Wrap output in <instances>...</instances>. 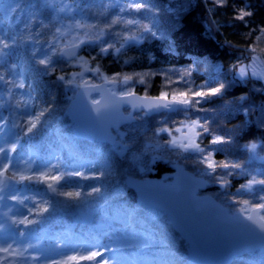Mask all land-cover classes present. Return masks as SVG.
Here are the masks:
<instances>
[{"label": "snow or ice", "instance_id": "obj_1", "mask_svg": "<svg viewBox=\"0 0 264 264\" xmlns=\"http://www.w3.org/2000/svg\"><path fill=\"white\" fill-rule=\"evenodd\" d=\"M217 4L223 6L227 0H215ZM99 8L100 11L89 17L86 13L93 8ZM44 10L53 13L51 21L59 22L60 27L55 28V32L50 41L44 42L34 39L31 35L21 36L15 34L8 36L7 32L0 27V68L7 66L8 70L15 76L19 83L15 84L4 79L0 74V85L8 87V100H5L4 94L0 92V108L5 106L11 108V87L24 88V82L20 77L23 72H16L17 65L7 64V57L12 54V49L22 46L25 40L33 41L31 52L32 62L42 65L43 75L55 72V64L63 62L75 68L78 71H71L56 77L60 86L72 92L73 98L80 101L87 115L92 128L103 134L105 139L113 140L111 131H116L118 136L119 126L126 123L129 126H138L145 128L149 124V118L156 114L165 113L156 119L155 127L145 128V131H151L152 137L145 142L144 152H152L151 162L165 159L161 152L174 154L181 162L190 160L194 165L195 175L185 171L183 167L176 166L175 180L170 184L169 191L174 195L187 194L191 199L197 211L210 212L220 221L230 227L248 229L261 238H264V139L250 140L241 145H237L235 136H240L235 126L225 131L224 135H216L210 128V121L207 118L187 119L180 121L179 126L170 127V121L167 113L181 111L184 115L195 111L204 112V108L196 106L211 101L213 98L222 97L226 90V83L220 77L222 69L219 66L213 68L212 73L217 74L202 85H197L194 90L188 87L189 82L186 76L196 70V62L193 61L190 68L182 71L176 69H163L159 72L144 71L133 72L131 74L117 72L113 75L105 74L101 66L96 63V57H91V61L86 59L79 52L85 45L98 48L97 55L119 56L126 47L139 46L149 37L153 39H167L166 32L160 28L159 20L155 13L157 9L149 0H0V14H3L5 21H10L14 16L24 18V28L27 29L36 20ZM115 10L116 15H110ZM168 12L172 9L168 8ZM77 12L79 19L76 18ZM61 13L71 16L70 22H61ZM143 15L149 23H141L136 19H125L124 15ZM252 13L245 8H240L235 17L244 21ZM94 19L95 23H89ZM50 21V23H51ZM101 21H104L101 23ZM21 22L20 20L17 21ZM41 28L49 27L43 20H39ZM118 24L138 25L135 32L123 33L111 31ZM63 29V31H62ZM83 29V32L79 30ZM260 36L256 39L260 41L264 37V29H259ZM75 35L72 36V33ZM40 35L39 32L36 33ZM72 36L67 43H61L60 38ZM119 37L116 43L109 42L106 38ZM43 44L44 47H39ZM258 44H253L246 50L251 54L258 49ZM264 53V48H259ZM39 54V55H37ZM54 58H56L54 60ZM154 59V57H152ZM251 63L238 61L231 65V73L234 82L245 83L249 79L264 81V62L258 64L257 58L249 55ZM130 61L125 60V64ZM31 71V70H30ZM169 72H176L179 79L172 80L168 77ZM162 75L166 83L164 90L158 95L152 96L148 93V80L156 75ZM91 75L100 83H91L86 76ZM35 83V79H33ZM183 83L184 88L179 87ZM144 85V94L140 95L134 86ZM176 85V88H172ZM39 90L33 87L27 96L29 99L24 107L28 112V122L26 132L21 131L24 127L13 123L11 129L16 131H7L8 122L0 115V264H125V254L133 253L132 250H146L158 247L162 251L151 255H132L127 258V264H176L171 244H164L159 238L157 232L152 227L145 228L142 238L135 234L129 238H121L119 235H109L103 232L89 233L86 237L69 236L66 233L51 234L47 236H38L34 228L41 220L29 219L25 215L22 219L15 216L9 217L4 211V202L7 200L17 201L24 205V197L21 199L18 191L31 190V183L40 184L43 181H52L47 184V189L58 197L68 198V204L79 205L91 203L94 199L100 198L104 194L102 190L107 179L113 175L112 164L108 160L94 159L90 156L80 153L68 155L66 161H61L58 155H52L51 159L37 157L30 153V163L35 162V167L31 169L32 175H24L17 171L20 160L13 156L17 152V146L21 144L22 137L35 136L45 124L48 123L47 115L55 110V96H49V101L38 103L37 97L33 93ZM93 94L95 97L93 98ZM240 103L234 107L228 102V107L224 111L225 116L237 117V113H244L245 120L243 126L254 125L256 128H264V110L255 120L249 119L250 108L244 107L243 102L247 99L245 95L235 98ZM19 103V102H17ZM122 109L127 110L124 115ZM137 121L141 122L137 124ZM243 132V129H241ZM246 133V132H245ZM244 133V134H245ZM178 134V135H177ZM207 134L211 137L208 140V148L201 146V138ZM166 137V139H164ZM163 140V142H161ZM118 155L123 156L131 151L127 143H116L113 141ZM230 148H236L240 155L236 159L217 160V153L224 152L225 156ZM143 153L132 152L131 160L139 163ZM243 157V159H240ZM15 160V163H13ZM52 160L58 161L52 164ZM9 165L13 166V171L7 179H3L8 171ZM63 165V167H61ZM55 169L56 175H49V171ZM140 172H144L141 165ZM90 173L89 175H86ZM218 172L223 175H217ZM98 173V174H97ZM179 173V179L176 174ZM243 177L246 183H241L234 193L230 192L229 176ZM100 181L101 186L87 185L82 181ZM20 182H28L23 188H17ZM136 180L128 179L125 186H130L133 190L136 188ZM215 185L225 193L223 203H217L215 199L207 196L195 195L203 190L206 185ZM73 191H58V188L73 186ZM90 188V191L85 190ZM248 197V198H244ZM138 201L129 204L127 215L135 219L137 215H142L140 209L136 207ZM43 205L37 207L33 203L35 215L40 217L42 213H48L49 208ZM28 214L32 215L33 210L29 209ZM24 226L21 228V226ZM139 227V225H136ZM45 241H47L45 243ZM250 249H245L248 251Z\"/></svg>", "mask_w": 264, "mask_h": 264}, {"label": "trees", "instance_id": "obj_2", "mask_svg": "<svg viewBox=\"0 0 264 264\" xmlns=\"http://www.w3.org/2000/svg\"><path fill=\"white\" fill-rule=\"evenodd\" d=\"M149 2L157 9L155 15L159 20V26L167 35V39L159 40L149 37L145 42L139 46L126 47L119 56L109 54L107 56H99L98 48L85 45L81 48L79 54L91 61V57H96L95 61H91L94 65L98 63L102 71L107 75H113L117 72L131 74L133 72L156 71L163 69L183 70L190 68L193 61L196 62V70H193L190 75L186 76L189 82L188 87L196 89L197 85H202L205 80L217 74L212 73L214 67L219 66L222 69L220 77L226 83V90L222 97L213 98L211 101L202 103L196 106L197 108H204L206 111H193L187 116L181 111L174 113H167L170 121V127H175L180 121L185 119L207 118L210 121V128L216 135H224L225 131L235 126L240 136H235L237 145H241L250 140L264 139V128H256L254 125H249L246 128L243 126L245 120L244 113H237V117H231L229 114L225 116L224 111L227 109L228 102L234 107L240 102L236 97L245 95L247 99L243 102V106L250 108L248 118L255 120L261 115V110H264V81H257L249 79L245 83L234 82L231 73V65L242 61L243 63H250L249 55L259 57V60L264 62V53L259 51V48H264V37L257 41L260 36L259 29H264V0H227V3L221 6L215 0H149ZM27 3V0H25ZM172 11L168 12L167 9ZM240 8H245L250 11L252 15L246 17L244 21H240L235 17ZM100 9L93 8L86 14L92 17L98 13ZM119 14L113 10L110 15ZM125 19L140 20L141 23H149V20L144 19L143 15H128L123 14ZM53 13L49 10H44L39 17L30 25L29 28H24L26 17H13L10 21H5L3 14H0V27L7 32L8 36L19 34L21 36L31 35L36 40L44 42L50 41L55 32L56 27H60L59 22L51 21ZM76 18L79 19L77 12ZM20 20L21 22H17ZM39 20H43L45 24H50L49 27L41 28ZM71 16L69 14L61 13V22H70ZM51 21V23H50ZM89 23H95L94 19H90ZM104 21H101L103 23ZM138 25L118 24L113 27V32L130 33L135 32ZM83 32L84 30H79ZM40 35L37 36L36 33ZM109 42L116 43L119 37H106ZM60 42H62L60 38ZM253 44H258L259 47L255 53H249L246 49ZM33 41L25 40L24 44L18 48L12 49V54L7 57V64L17 65L15 71L23 72L24 75L20 79L24 82V88L11 87L12 100H10L11 108L5 106L0 108V115L8 122L9 127L4 131L11 129L13 123L24 126L21 131L26 132L28 122V112L24 107L25 102L29 99L27 93L33 88L39 91L33 93L37 97L38 103L49 101V96H55V110L51 115L46 114L48 123L35 136L27 138L22 137L21 145L17 146V152L13 153L15 158L20 160V165L17 171L24 175H32L31 169L35 167V162L30 163V153H34L37 157L51 159L52 155H58L61 161H66L68 155L74 153L85 154L94 159L108 160L112 164L113 175L107 179L102 190L104 194L102 197L94 199L91 203L72 205L68 204L66 197L55 196L47 189V184L52 181H43L40 184L31 183L29 188L31 190H23L15 193L21 199L24 197H31V199H24V205L21 207L13 203L6 204L3 208L10 209L12 216L22 219L28 215L29 219L41 220L42 223H37L34 228L37 234H61L66 233L74 237H86L89 233L103 232L109 235H119L121 238H129L135 234L138 238H142L145 228L152 227L157 232L159 238L164 244H171L174 253L176 264H195L187 257V243L182 237L173 229L166 215L162 212L147 209L137 203L136 207L140 209L142 215H137L135 219L127 215L129 211L128 205L137 201L136 193L125 186L126 177L132 176L143 179L149 177L162 176L171 171L170 162L178 161L183 164L188 170L194 172V165L190 160L181 162L174 154L161 152L165 156L163 161L157 160L152 163V168L144 169V172L139 171L137 163L131 160L132 152L143 153L142 156H149L152 152H144V144L152 137L151 131H145V128H151L156 125V119L160 115H155L149 118L145 128L138 126L124 125L120 130L124 132L121 139L131 147L129 153L120 156L115 150V146L109 143L98 141L80 140L74 135L75 126L66 115V108L68 107L73 94L71 91L62 88L60 82L56 79L57 76L70 73L75 68L63 62L55 64L56 71L43 75L42 65H37L32 62L31 52L33 49ZM119 47V44L116 43ZM39 47H44L43 44ZM39 55V54H37ZM154 57V59H152ZM56 58H54L55 60ZM125 60L130 63L125 64ZM31 70V71H30ZM79 70V69H78ZM0 74L4 79L12 83L18 84L19 80L12 75L7 66L0 68ZM168 77L172 80L179 79L176 72H169ZM91 83H99L91 75L86 76ZM35 79V83H33ZM164 80L162 75H156L148 80L149 87L147 91L150 95H158L160 91L164 90ZM8 87L0 85V92L4 94L5 100H8ZM139 94H144L145 86H134ZM181 90L184 88L183 83L179 86ZM172 88H176L173 85ZM19 102V103H17ZM3 121H0L2 124ZM141 122L137 121V124ZM243 129V132H241ZM246 132V133H245ZM245 133V134H244ZM117 135V132H116ZM118 136V135H117ZM209 137L205 134L201 138V146L208 148ZM166 139V137L164 138ZM163 142V140L161 141ZM225 156L224 152L217 153V160L236 159L235 156L240 155L236 148H230ZM144 161V158H142ZM243 159V157H240ZM15 163V160L14 162ZM58 161L52 160V164ZM63 167V165L61 166ZM13 166L9 165V171L4 176L7 179L12 174ZM49 175H56L55 169L49 171ZM90 173L86 172V175ZM98 174V173H97ZM217 175H223L218 172ZM230 192L234 193L236 188L241 183H246L243 177L229 176ZM28 182H20L17 188H23L24 184ZM87 185L101 186L100 181H82ZM56 186V184H55ZM76 190L73 186L58 188V191H73ZM90 191V188L86 189ZM203 194L213 196L218 202L223 203L225 193H223L218 186L208 185L207 189L201 191ZM35 198V199H33ZM248 198V197H244ZM37 199V200H36ZM47 201L48 213H42L40 217L35 215L33 203L37 207L43 205ZM27 205V206H25ZM25 206V207H24ZM32 209L33 214L29 215L28 210ZM264 215V213H261ZM88 218L87 222L83 219ZM139 225V227H136ZM24 226L22 225L21 228ZM47 241H45L46 243ZM138 252L140 255H151L162 251L158 247H153L146 250H132ZM128 255L133 253H127ZM231 264H264V250H258L248 254H244L236 258Z\"/></svg>", "mask_w": 264, "mask_h": 264}, {"label": "water", "instance_id": "obj_3", "mask_svg": "<svg viewBox=\"0 0 264 264\" xmlns=\"http://www.w3.org/2000/svg\"><path fill=\"white\" fill-rule=\"evenodd\" d=\"M121 111L124 115L128 114L125 109ZM66 115L76 125L74 135L78 139L109 143L112 146H114L113 141L121 143L117 138L116 131L110 133L113 140H107L102 133L92 128L80 101L72 98L66 108ZM124 125L127 124L122 123L119 130ZM177 165L195 175L183 164L175 162L170 164L172 172L162 176L143 179L127 176L126 180L137 181L135 190L130 186L128 187L136 193L139 205L166 215L173 229L187 243V257L191 262L195 264H231L236 258L244 254L264 250V238L248 229L230 227L210 212L197 211L186 193L172 194L169 188L175 180V167ZM179 175V173L176 174L177 179H179ZM207 187L208 185L201 191L206 190ZM201 191L195 195L207 196L204 198L205 200H208V197L215 199L209 194H201ZM216 202L220 203L217 200ZM82 221L87 222L88 218ZM245 249L250 250L245 251Z\"/></svg>", "mask_w": 264, "mask_h": 264}, {"label": "rangeland", "instance_id": "obj_4", "mask_svg": "<svg viewBox=\"0 0 264 264\" xmlns=\"http://www.w3.org/2000/svg\"><path fill=\"white\" fill-rule=\"evenodd\" d=\"M62 31H63V29H62ZM75 35V32H73L72 33V36H74ZM72 36H68V37H62L61 38V40H62V42L63 43H67L68 41H70L71 39H72ZM253 57H256L257 58V61H258V64L260 63V62H262L261 60H259V57H257V56H253ZM250 63H251V61H250ZM75 68V67H74ZM78 69L79 68H75V70L74 71H78ZM93 98H98V97H95V95H93ZM7 99H8V97H7ZM10 100H12V95H11V99ZM125 111H127L126 109H125ZM185 120H187V119H185ZM185 120H183V121H185ZM73 125L76 127V125L73 123ZM176 126H179V124L178 125H176ZM175 126V127H176ZM119 133H121V134H123L124 135V132L122 131V130H119ZM123 135H122V137H123ZM178 135V134H177ZM119 137V139H121L122 137L121 136H117V138ZM144 155V154H143ZM152 155L153 154H150L149 156H142V158H144V161H143V159H141V161L139 162V163H137V165H138V167L140 168V166L142 165L143 167H144V169H146V168H149V167H153L152 166V162H151V159H152ZM166 161H169L168 159H165ZM175 162H178V161H173V162H170V164L171 163H175ZM179 163V162H178ZM153 169V168H152ZM170 172H172V169H171V171ZM157 177H159V176H157ZM3 179H4V177H2ZM53 183V186L55 187V183L54 182H52ZM201 193V192H200ZM201 194H203V193H201ZM33 199H35V198H33ZM37 200V199H36ZM9 203H13V201L12 200H7V201H5L4 202V205H6V204H9ZM10 205V204H9ZM25 206H27V205H25ZM24 206V207H25ZM3 211L9 216V217H12V215H13V213L11 212V208L10 209H5L4 210V208H3ZM42 236V235H41ZM46 236V235H45ZM135 254H138V255H140L138 252H133V254H130V255H128L127 253L125 254V264H127V258L129 257V256H132V255H135Z\"/></svg>", "mask_w": 264, "mask_h": 264}]
</instances>
